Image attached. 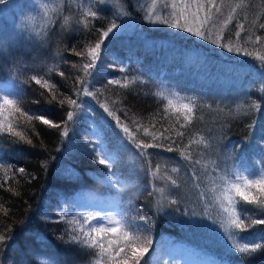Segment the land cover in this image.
<instances>
[{"label":"trees","instance_id":"trees-1","mask_svg":"<svg viewBox=\"0 0 264 264\" xmlns=\"http://www.w3.org/2000/svg\"><path fill=\"white\" fill-rule=\"evenodd\" d=\"M28 2L17 0L22 8L12 14L11 20L0 19V82L12 85L14 99L20 100L23 110L44 114L63 126L70 106L67 103L61 106L55 100L49 103L48 91L30 78L44 76L57 86L58 95L76 98L73 91L77 87L76 78L83 76L80 68L87 56H76L71 49L84 48L86 43L98 39V34L62 28V18L54 11L49 12L50 24L45 19L39 22L46 23L43 34L29 49H26L25 40L16 37L15 29L24 23L26 25L19 31L21 35H28L27 23H37L36 13L62 7L65 14H76L80 6H92L97 10L103 19L94 23L102 27L115 17V10L98 0ZM138 2L124 0L130 15L120 17H129L133 23L128 21L125 22L128 27H120V17H115L119 28L101 46L100 59L95 68L90 69L92 75L87 80L89 90L97 92V97H79L80 109L74 122H69L66 137L61 135L60 129L38 121H32L30 125L19 117V113L16 114L18 119H9L33 139V145L0 135V166L11 170L4 184L5 176L0 168V184H4L0 187V205L8 210L7 216L0 212V232H7L12 237L0 250V264H40L41 260L48 264H89L94 261L95 256L90 250L69 243L66 236L63 241L59 239L71 227L66 220L90 213L106 216L104 211L81 208L91 199L90 194L96 196L95 200L91 199L93 202L112 203L115 212L125 214L129 222L141 228L145 226L138 216L149 218L152 245L141 264H165V261L180 264L177 247L195 249L217 264H264V253L240 254L231 247L219 223H213L221 219L222 214L210 191L215 186L213 181L219 183L225 173L238 170L255 174L264 167V67L254 58L257 51L264 54V29L258 27L264 22V0H246L249 7L237 9L235 18L224 32L226 40H234L230 33L239 30L236 28L238 22L245 23L246 29H250V22L256 20L253 41L246 46L253 56L229 52L167 25L149 24L142 19L140 8H133ZM236 2L238 0H224L225 4ZM3 7L0 5L1 10ZM222 11L226 16L228 9ZM244 15H247V21ZM213 31H219V28ZM255 35L262 37V43H255ZM241 36L246 38V33L242 32ZM50 68L56 70L50 72ZM59 71L64 72L63 77ZM125 78H135L137 82L128 88L108 83ZM158 92L178 95L185 98L184 102L195 101L193 123L180 128L176 123L178 114L164 112L166 101L156 95ZM253 101L261 105L260 110L248 109ZM105 103L137 137L162 146L147 149L149 157L140 156L115 120L104 112L101 104ZM84 114L95 118L114 134L110 140L117 145L119 155L114 167L123 173L126 187L119 189L100 182L102 173L107 170L96 162L95 148L77 130V123ZM140 125L157 134L171 136V140L161 136L153 141L151 136H144L142 130L136 131ZM33 126L38 135L33 132ZM169 128L172 131L165 132ZM177 129L185 135L176 136ZM200 136L210 147L191 146L193 159L202 162L197 165L184 160L179 150L188 145L190 139ZM168 147L174 150L169 152ZM148 159L153 170L160 166L159 176H172L180 187L175 188L164 179L153 180L147 170ZM62 161L71 167L72 173L68 177L61 176L57 169ZM205 164L207 169L203 167ZM172 167L178 168L179 172L172 173ZM19 168H24L25 173H18ZM153 184L164 187L165 195L177 199L178 203L157 207L156 194L150 195ZM9 186L15 188L18 195L8 191ZM42 201L47 206H52V201L65 203L68 210L42 215ZM245 207L252 208L251 205ZM243 235L249 241L264 242L261 240L264 226H255ZM166 244L174 254L165 255Z\"/></svg>","mask_w":264,"mask_h":264},{"label":"snow or ice","instance_id":"snow-or-ice-1","mask_svg":"<svg viewBox=\"0 0 264 264\" xmlns=\"http://www.w3.org/2000/svg\"><path fill=\"white\" fill-rule=\"evenodd\" d=\"M98 2L100 4H110L115 9V17L130 15L126 10L124 0H98ZM7 3L8 0H0V5H6ZM248 7L249 5L246 3V0H238V2L230 4H225L224 0H219V3L218 0H150V2L149 0H145L144 3L140 4V10L144 12V19L151 24L167 25L173 29L190 33L201 40L226 48L229 52L236 51L247 56H253V52L248 51L246 46L253 41L254 30L257 27L256 20L250 22V29H246L245 23L238 22L236 28L239 30L235 31L234 34L230 33V37L234 35V40L232 38L226 40L224 36L228 25L235 18L236 10H243ZM223 8L228 9L226 16L222 11ZM50 11H54L62 18V28L69 31H79L82 29L89 33L95 32L98 34V39L94 42L86 43L84 48L80 50H77L75 47L71 49L72 53L76 56L84 57L85 54L87 56L86 62L80 68L83 71V76L76 78L77 87L73 90L76 98L58 95L59 89L57 86L44 76L33 75L30 78L36 85L48 91L51 96L49 103L55 100L61 106L65 103L70 106L71 110L67 111L66 121H64L63 126L46 118L44 114L29 113L23 110L21 102L18 99H12L8 95L0 96V135H7L8 137L15 138L14 142H23L27 145H33V139L26 135L25 131L20 130L9 118L18 119L16 114L19 113V117H22L30 125L32 121H38L48 127L60 129L61 135L66 137L68 135V124L69 122H74L80 109V103H78L79 97L91 96L94 99L97 97V92L90 91L87 86L88 77L92 75L90 69H94L96 62L100 59L101 46L105 40L119 28L115 17L108 20L104 26L97 27L94 22L103 19V17L92 6H80L76 14H65L62 7L53 10L46 9L43 19L49 24L51 23V20H49ZM247 19V15H244V20L247 21ZM217 27L219 31L214 32L213 29ZM258 27L264 29V22L259 23ZM242 32L246 33V38H242ZM254 39L255 43H262L260 35H255ZM241 41L243 42L241 43ZM254 58L264 67V54L257 51ZM73 67L76 68L77 65L73 64ZM54 70L56 69H49L50 72ZM121 71H124V69H121ZM58 74L61 77L64 76V72L62 71H59ZM136 82L135 78L131 80L125 78L123 81H108L109 84H118L122 88H128ZM140 82L143 83L144 81L141 80ZM41 95H44V93H41ZM156 95L162 101H166L164 106L165 113L178 114L176 115V123L179 124L180 128L187 127L193 123L195 119L194 110L197 108L195 101L188 100L184 102L185 98L175 94L168 96L162 92H158ZM112 103L116 104L118 101H112ZM101 107L108 116L115 120L117 127L139 150L140 156L149 157L150 154L146 151L147 149L162 146L137 137L129 125L123 123L120 117L115 115V111L108 104H101ZM260 107L261 105L256 101L248 105V109L256 111L260 110ZM132 123L136 124L137 122L132 121ZM249 127L251 128L252 125L250 124ZM140 130L143 131L144 136H151L153 141L159 140L161 136H164L163 133L157 134L143 125H140L136 129V131ZM170 131H172L171 128L165 129V132ZM33 132L35 133L34 126ZM35 134L38 135V133ZM184 135V132L176 130V136L183 137ZM164 139L171 140V136H164ZM193 144L203 146L205 149L209 148L210 144L203 136H200L190 139L188 145H184L182 150H179L180 156L184 160L200 165L202 163L201 160H194L190 151ZM173 150L172 147L167 148L169 152ZM95 160L107 170L103 173L104 179L100 181L101 183L119 189L127 186L125 180L116 171H113L114 166L118 163L117 152L109 151L103 142H101L95 149ZM146 163L148 173L153 180L164 179L173 187H180L178 180L172 176H159V165L153 170L151 160L148 159ZM203 167L207 169L206 164ZM0 168L3 170L5 176L4 184H6L8 173L11 170L4 166H0ZM16 171L20 174L25 173L24 168H19ZM170 171L178 173L179 169L172 167ZM213 171H215V168H213ZM219 181V183L213 181L215 186L210 191L213 193V202L218 205L222 218L218 221L214 220L213 223H219L231 247L240 254L251 256L256 253H264V242L249 241L243 235L255 226H264V167L255 174H245L238 170L232 171L230 174L225 173L219 178ZM4 184H0V187H3ZM8 191L14 195H18L15 188L11 186L8 187ZM151 194H156L157 207H164L165 203L170 205L178 203L177 199L165 195L164 187H157L153 184ZM90 198L95 200V194H90ZM245 205H251L252 208L249 209ZM0 212L5 216L8 215V210L3 205H0ZM138 220L142 221L145 227L141 228L139 225L129 222V217L123 213L119 217L116 215L100 216L99 214L90 213L82 215L78 219L66 220L65 222L71 227L59 239L63 241L66 236L69 243L79 245L85 250H90L95 259L94 261H90L89 264H141V261L149 252L152 245L151 221L147 216L143 215H139ZM11 239L12 237L7 232H0V250ZM261 240L264 241V237H261ZM40 264H48V262L41 260ZM165 264H167L166 261Z\"/></svg>","mask_w":264,"mask_h":264},{"label":"rangeland","instance_id":"rangeland-1","mask_svg":"<svg viewBox=\"0 0 264 264\" xmlns=\"http://www.w3.org/2000/svg\"><path fill=\"white\" fill-rule=\"evenodd\" d=\"M144 2L143 0H139L138 3L134 4L133 8L135 10L140 8V4ZM25 3H29L28 0H25ZM21 8L22 6L17 4V0L9 1L6 5H4L2 10L0 9V19H5L7 21L11 20L12 14L14 12L19 11ZM140 12L142 14L141 16L142 19L146 21L144 19V12L142 10H140ZM43 17H44V12L43 11L38 12L36 13L37 23H27L28 24L27 34L28 35H21L19 31L26 24L23 23L16 27L15 29L16 34H17L16 37L18 39H23L26 41L27 43L26 49H29L33 45V43L36 40H39V38L42 36L43 29L46 23H39V22L44 20ZM122 17L119 18L121 22L120 27H124V25L128 27V25L125 24V22H128V21H130V23H133L132 22L133 20L132 19L129 20V17H126V18H122ZM152 25L160 26V24H152ZM2 95H8L10 98L14 99V91H13L12 85L8 83L0 82V96ZM5 115L7 114L5 113ZM77 124H78L77 125L78 132L81 133L85 141L91 144L95 149L96 147L100 145L101 142H103V144L108 148L109 151L117 152V145L114 143L113 140H110V137L114 138V134H112V132L108 128L104 129V126L98 120L91 117L90 115L84 114L82 115L81 119L78 121ZM118 159H119V155H118ZM57 169L61 173L60 175L64 177H68L72 173L71 167L65 161H62L58 165ZM113 171H116L118 175H120L121 177L123 176V173L119 172L118 168L114 167ZM103 173H102L101 179H104ZM51 203H52V206H47L46 202L42 201V204L44 205V207L43 206L41 207L40 214L45 215L47 213H50L51 211H54L57 214H60L61 212L68 210V207L65 203L56 204L53 201ZM81 208H83L84 211H104L106 215H116L117 217H119L120 215L118 212H115L112 203L98 204V203L93 202L91 199H88L86 202H84L81 205ZM164 253L166 256H169L171 254H174V251L168 244H166L164 247ZM176 254L179 257L180 264H217L215 262H212L211 258L207 256L206 254L199 252L195 249H192L190 247H187V248L177 247Z\"/></svg>","mask_w":264,"mask_h":264}]
</instances>
